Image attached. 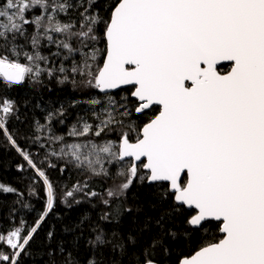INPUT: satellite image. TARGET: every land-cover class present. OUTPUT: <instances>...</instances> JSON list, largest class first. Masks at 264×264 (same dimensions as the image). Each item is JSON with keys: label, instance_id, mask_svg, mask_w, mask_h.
I'll use <instances>...</instances> for the list:
<instances>
[{"label": "snow or ice", "instance_id": "6c2138e0", "mask_svg": "<svg viewBox=\"0 0 264 264\" xmlns=\"http://www.w3.org/2000/svg\"><path fill=\"white\" fill-rule=\"evenodd\" d=\"M0 153V264H264V0H0Z\"/></svg>", "mask_w": 264, "mask_h": 264}, {"label": "trees", "instance_id": "16d2710c", "mask_svg": "<svg viewBox=\"0 0 264 264\" xmlns=\"http://www.w3.org/2000/svg\"><path fill=\"white\" fill-rule=\"evenodd\" d=\"M45 54H47L46 50H45ZM51 87L53 88L52 92H44L43 97L44 100H51L53 102L56 101H66L68 99L73 98L74 96L78 95L76 93H73L71 90V86H67L64 89L59 88L56 85H51ZM19 97L20 99H23L24 97L28 96L30 94V86L29 85H25L23 88H20L19 90ZM55 106H59L58 104H56ZM35 116L37 118L42 119L43 117V113L40 110H36L35 111ZM75 119L74 116H69L68 119V124H71V122H73ZM21 129L23 131H27L28 129L26 128V126L24 125H20ZM21 143H23V140H21ZM13 157L15 156L14 153L11 154ZM0 157H2L4 160H7L10 164L13 165V167L9 168V169H4V170H0V181H3L5 183H9V184H13L17 187H22V185H20L17 181V176L19 175L16 171H15V163H16V159H18V157L16 159H10L8 155H4L2 153H0ZM53 175L55 176L56 173H53ZM109 183H111V181H109ZM96 190L100 191L102 190V187L100 185L96 186ZM132 192H137L138 190L134 187L132 190ZM141 196H143V192L140 191L139 193ZM131 195V193H130ZM14 198L12 196H4L2 198H0V225H3V227L7 228L9 226V221L7 219L8 216V206L11 205V202ZM146 204V201H145ZM18 207V206H17ZM23 209H20V212H23ZM58 211L61 213V215H63L64 210L58 209ZM85 211V208H78L73 210L72 213H70L71 216V220L74 221L77 217H79L83 212ZM149 214H153L149 211ZM29 219H31V215H29ZM53 223H55L56 221L53 220ZM71 222V221H69ZM128 220L125 219L124 220V226L125 229H127L128 227ZM60 229V225L59 223H57V238L58 239H65V240H70L71 237L69 236H65L63 233H61L59 231ZM47 231V226H45V230L44 232H42L40 234V236L37 238V242L36 244L33 245V257L34 259H29L28 264H46V262L49 259V256L46 254L47 252V242L45 241V232ZM80 255L81 258L83 259L84 257H86L87 253L85 252L84 248H83V244L81 245V251H80ZM57 259H61V257H59L57 255Z\"/></svg>", "mask_w": 264, "mask_h": 264}]
</instances>
